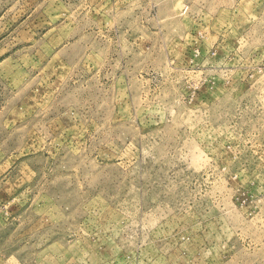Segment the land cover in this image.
<instances>
[{"label": "rangeland", "instance_id": "rangeland-1", "mask_svg": "<svg viewBox=\"0 0 264 264\" xmlns=\"http://www.w3.org/2000/svg\"><path fill=\"white\" fill-rule=\"evenodd\" d=\"M0 264H264V0H0Z\"/></svg>", "mask_w": 264, "mask_h": 264}]
</instances>
